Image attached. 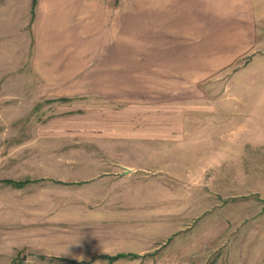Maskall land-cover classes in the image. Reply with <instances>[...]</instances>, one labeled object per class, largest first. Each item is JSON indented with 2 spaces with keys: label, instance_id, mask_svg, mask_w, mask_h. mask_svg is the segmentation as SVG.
<instances>
[{
  "label": "crops",
  "instance_id": "obj_1",
  "mask_svg": "<svg viewBox=\"0 0 264 264\" xmlns=\"http://www.w3.org/2000/svg\"><path fill=\"white\" fill-rule=\"evenodd\" d=\"M259 23L256 0H0L5 80L14 74L33 92L32 108L68 99L37 123V136L87 142L30 148L56 154L55 170L26 175L20 180L31 182L14 192L46 181L37 187L52 193L83 185L76 200L122 199L119 186L152 177V166L176 175L198 161V149L184 144L186 116L205 100V82L264 55ZM260 81L253 100H264Z\"/></svg>",
  "mask_w": 264,
  "mask_h": 264
},
{
  "label": "rangeland",
  "instance_id": "obj_2",
  "mask_svg": "<svg viewBox=\"0 0 264 264\" xmlns=\"http://www.w3.org/2000/svg\"><path fill=\"white\" fill-rule=\"evenodd\" d=\"M256 11L264 32V0ZM3 69L0 63V180L55 170L57 155L39 150L87 142L38 137L35 127L68 99L43 98L32 108L25 100L33 92L14 74L5 80ZM260 70L264 55L205 82L198 94L206 98L186 116L183 138L198 161L172 169L176 175L152 166V177L119 186L122 199L76 200L83 185L52 193L37 187L46 181L21 195L0 181V264H264V100H253Z\"/></svg>",
  "mask_w": 264,
  "mask_h": 264
},
{
  "label": "trees",
  "instance_id": "obj_3",
  "mask_svg": "<svg viewBox=\"0 0 264 264\" xmlns=\"http://www.w3.org/2000/svg\"><path fill=\"white\" fill-rule=\"evenodd\" d=\"M36 0H34V4H35ZM2 181L3 183H7V184H12L16 187H21L23 185H25L26 183L28 182H31V179H28V180H17V179H10V178H7V179H3V180H0Z\"/></svg>",
  "mask_w": 264,
  "mask_h": 264
}]
</instances>
